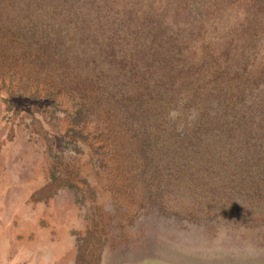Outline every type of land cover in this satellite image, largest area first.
Instances as JSON below:
<instances>
[{
    "label": "rangeland",
    "instance_id": "obj_1",
    "mask_svg": "<svg viewBox=\"0 0 264 264\" xmlns=\"http://www.w3.org/2000/svg\"><path fill=\"white\" fill-rule=\"evenodd\" d=\"M126 1L149 27L134 31L149 38L142 46H176L203 69L244 58L264 71V0ZM75 5L32 7L46 46L71 52L60 74L40 67L38 46H22L17 24L28 28L30 16L0 0V264H264V179L233 189L209 165L187 186L159 157L133 158L129 130L111 123L103 100L110 85L141 93L130 67L140 53L108 36V47L84 46L91 22L82 26ZM240 78L259 81H231Z\"/></svg>",
    "mask_w": 264,
    "mask_h": 264
},
{
    "label": "trees",
    "instance_id": "obj_2",
    "mask_svg": "<svg viewBox=\"0 0 264 264\" xmlns=\"http://www.w3.org/2000/svg\"><path fill=\"white\" fill-rule=\"evenodd\" d=\"M1 1L6 3L7 10L18 12L20 20L27 14L30 16L28 28L17 24L19 32L26 30L22 46H31L32 54L38 46L35 53L40 59L39 65L41 60L45 62V66L40 67L63 74L71 52L63 47L59 50V47L46 46L47 27L42 25L41 17L33 19L32 14L35 3L47 6L54 0ZM73 1L76 5L72 9H77L87 20L82 26L91 22V30L87 34L80 32L84 46L108 47L104 46L111 44L108 36L118 43L124 41L133 55L140 53L136 58L139 62L132 63L130 67L134 74L140 76L138 82L131 81V86L135 88L137 85L141 93L126 95L120 86L110 85V93L106 97L98 89L101 97L105 96L104 108L111 123L120 124L118 130H129V151L133 158L147 165L159 157L160 162L170 165L187 186L195 176L209 172V165L224 171L231 181L234 178L230 186L233 189L252 191L255 179H264L262 68L256 69L249 65V61L246 64L243 58L233 68L229 65L203 69L199 63L183 58L185 54L176 46H142L149 42V38L145 36L139 42L134 31L137 32L139 27L148 30L149 27L140 24L142 13L135 10L132 2L86 0L80 7L82 0ZM129 7L131 12L116 10ZM126 20L130 21L125 24ZM127 36L133 39H127ZM62 42L57 40V46H65L61 45ZM146 48L153 54L145 53ZM109 50H113L112 46ZM250 52L252 50L248 49L244 56H249ZM234 74H255L259 81L249 82L240 78L232 82ZM97 75L102 76L99 72L96 75L92 72L85 74ZM133 78L136 79L135 76ZM249 198L255 204L253 198Z\"/></svg>",
    "mask_w": 264,
    "mask_h": 264
}]
</instances>
